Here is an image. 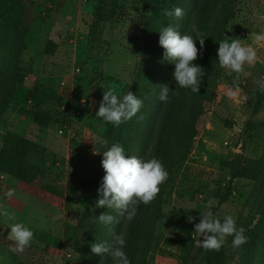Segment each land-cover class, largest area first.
Here are the masks:
<instances>
[{
    "label": "rangeland",
    "instance_id": "obj_1",
    "mask_svg": "<svg viewBox=\"0 0 264 264\" xmlns=\"http://www.w3.org/2000/svg\"><path fill=\"white\" fill-rule=\"evenodd\" d=\"M20 1L27 9V0H0V155L18 159L27 151L13 144L10 132L42 147L62 145L57 128L86 152L69 160L41 149L28 155L35 166L45 167L43 157L53 165L23 175L55 193L64 216L39 241L32 238L18 264H112L90 245L111 244L114 233L124 235L131 264H210L193 227L208 209L220 220L231 215L246 238L263 227L252 248L246 242L234 248L227 236L219 250L207 249L211 263L264 264V103L255 112L264 40L254 38L264 32V0H238L223 32L224 39L240 38L255 49L254 61L243 65L247 75L220 67L211 40L203 47L212 55L198 50L193 61L205 73L197 93L175 85L174 65L158 39L169 23L182 35L203 38L209 28L195 11L200 0H39L31 20L22 16ZM173 6L184 14L165 17L163 10ZM162 85L175 90L167 102L158 98ZM108 87L143 101L118 126L96 117ZM185 92L191 97L182 108ZM29 113L54 126L36 124ZM113 143L127 155L155 156L168 176L149 204L137 205L132 221L108 210L116 219L105 227L95 217L106 209L95 201L104 175L100 152ZM5 242L10 245V237Z\"/></svg>",
    "mask_w": 264,
    "mask_h": 264
},
{
    "label": "clouds",
    "instance_id": "obj_2",
    "mask_svg": "<svg viewBox=\"0 0 264 264\" xmlns=\"http://www.w3.org/2000/svg\"><path fill=\"white\" fill-rule=\"evenodd\" d=\"M165 17L173 19L181 17L183 9L173 6L163 10ZM256 41L264 40V32L254 34ZM201 45L200 55L203 54L204 38L201 33L183 35L171 23L161 27L158 43L163 48V57L174 65L172 79L179 88L190 89L197 93L202 77L203 69L194 64L198 56L195 42ZM217 63L222 68L230 69L236 74L243 73V65L251 64L255 59V49L245 45L240 38H225L218 43L216 49ZM247 75V73H243ZM256 84L261 92H264V77L258 78ZM159 100L167 102L170 90L167 85L158 87ZM143 101L132 92L117 95L112 87L103 90L96 117L106 123L118 126L122 121L130 120L142 107ZM102 158L100 165L104 175L97 188L96 208H105L106 211L96 216V222L108 227L115 222V217L108 210L115 211L132 221L137 214V205L149 204L160 191L159 186L167 179L168 173L162 162L155 156L141 158L136 155H127L124 147L119 143H113L106 150L100 152ZM15 195L14 189L9 188L5 198ZM9 215L8 213H0ZM9 218H11L9 216ZM191 220V219H190ZM194 233L203 237L200 244L205 249L219 250L225 243L227 236H232V246L239 247L246 242L243 228H238L234 218L225 214L220 220L208 209L200 214L199 222L193 225ZM33 238L32 230L22 223L16 222L10 225V239L15 242L14 252H21L28 246ZM126 240L122 233H114L112 243L107 241H95L90 245L91 253L104 257L107 254L112 264H131L125 252Z\"/></svg>",
    "mask_w": 264,
    "mask_h": 264
},
{
    "label": "crops",
    "instance_id": "obj_3",
    "mask_svg": "<svg viewBox=\"0 0 264 264\" xmlns=\"http://www.w3.org/2000/svg\"><path fill=\"white\" fill-rule=\"evenodd\" d=\"M27 3L29 7L27 6V9H24L25 18L28 17L31 20L36 15L39 0H27ZM60 131L57 128V133L64 140V144L51 148L38 145L41 150L57 158L67 157V160H69V155L76 159V156L78 157L80 153L86 152L82 145L76 142V138L69 135L66 136ZM19 137L22 138L21 136ZM84 159L89 160L87 157ZM46 165L48 170L53 169L49 163H46ZM9 188L14 189L15 195L11 198H5L4 193ZM63 212L60 198L56 195L42 191L34 184L26 185L7 175L0 174V213L9 214H0V264H18L21 257L29 253L31 249L30 246H26L23 251L14 252L11 249L15 247V242L11 240L10 245L6 244L5 241L10 237V225L12 223L19 222L29 227L33 232L35 241H39L36 237H39L47 230H51L59 220L63 219Z\"/></svg>",
    "mask_w": 264,
    "mask_h": 264
},
{
    "label": "trees",
    "instance_id": "obj_4",
    "mask_svg": "<svg viewBox=\"0 0 264 264\" xmlns=\"http://www.w3.org/2000/svg\"><path fill=\"white\" fill-rule=\"evenodd\" d=\"M21 2V1H20ZM238 2V0H200L199 3L197 4V6L195 7V11H197V13L200 15H205L206 17V22L208 24V32L206 35L203 36L204 38V43H208L209 41L212 40L214 46H215V54H216V49L218 48V43L224 39L223 37V32L226 29L228 23L233 19L234 17V7L235 4ZM21 6H22V16L25 13L24 7L22 5L21 2ZM23 25V23H22ZM24 28H27L23 25ZM19 41V40H18ZM201 47H199L198 50H200ZM203 52V56H211V52L208 51L205 47H203L202 49ZM103 92V91H101ZM183 97V103L181 104L182 108H185V106L187 105L188 101L190 100L191 97V93L185 92L182 95ZM264 103V92H261L258 88L257 92H256V105H255V112H259L262 109V104ZM27 117H30L36 124L40 125V126H49L51 124H44L42 123V121L35 119L30 113L29 115H26ZM46 123V122H45ZM8 137L11 139V141L13 142V144H16L17 147L19 148H24L27 149V151L24 152L23 156H20L18 159L13 156V154H7L4 155L3 153L0 155V174L2 175H7L11 178H14L26 185H31L34 184L37 188H39L42 191L51 193L53 195H56L55 193L49 192L48 190H45L43 188H41L40 186H38V184L35 182V179H28L26 177H24L23 173L24 170H29L32 174H35L40 170H44V171H51L47 169V165L46 163H49L48 159L46 157H43V159L45 160V167L41 168L39 166H35L31 163H29L27 161V157L30 153H32V150H37V149H41L38 145L30 142L27 139L24 138H20L17 134L10 132V134L8 135ZM189 144V141H187ZM185 146V145H184ZM188 150V145L185 146ZM31 149V150H30ZM185 150V149H184ZM185 151V153H186ZM42 152L44 154H48V156H54L52 154H49L47 152H45L44 150H42ZM184 154V153H182ZM49 165H51L49 163ZM51 167L53 168V165H51ZM57 196V195H56ZM58 197V196H57ZM59 198V197H58ZM223 200V201H222ZM220 201V203L224 202V200L226 199H222ZM263 231V227L260 226H256L255 228H253L250 232V234L248 235L247 239H246V243H247V247L248 248H252L256 243H260L259 238L260 235L262 234ZM262 244H264V241L262 242ZM199 251H201L200 253H202V251L204 252V255H206L207 260L210 264L211 261L213 260L214 257H212L209 254V251H207V249H199Z\"/></svg>",
    "mask_w": 264,
    "mask_h": 264
},
{
    "label": "built area",
    "instance_id": "obj_5",
    "mask_svg": "<svg viewBox=\"0 0 264 264\" xmlns=\"http://www.w3.org/2000/svg\"><path fill=\"white\" fill-rule=\"evenodd\" d=\"M61 132V131H60Z\"/></svg>",
    "mask_w": 264,
    "mask_h": 264
}]
</instances>
